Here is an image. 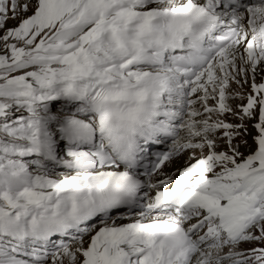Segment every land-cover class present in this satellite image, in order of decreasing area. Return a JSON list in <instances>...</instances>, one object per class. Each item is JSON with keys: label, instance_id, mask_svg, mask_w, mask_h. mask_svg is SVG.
Masks as SVG:
<instances>
[{"label": "snow or ice", "instance_id": "6c2138e0", "mask_svg": "<svg viewBox=\"0 0 264 264\" xmlns=\"http://www.w3.org/2000/svg\"><path fill=\"white\" fill-rule=\"evenodd\" d=\"M258 72L264 0H0V264H264Z\"/></svg>", "mask_w": 264, "mask_h": 264}, {"label": "rangeland", "instance_id": "374dc122", "mask_svg": "<svg viewBox=\"0 0 264 264\" xmlns=\"http://www.w3.org/2000/svg\"><path fill=\"white\" fill-rule=\"evenodd\" d=\"M15 23H16L15 21H11V20H10V21L8 22L7 26H8V27H12ZM256 80H257V82H261L260 79H259V80L256 79ZM246 85H247V84H246ZM246 85L244 84L243 87H242V90H239L240 92L243 91V94H245V92H246V90L243 89V88H245V89L247 88ZM240 86H241V85H240ZM235 91H238V90H235ZM242 103H245V101H243V102H239V105L242 104ZM249 130H250V132L252 131L251 128H250ZM249 143H251V141H249ZM241 150L246 152V151H247V148H246L245 146H241ZM179 165H181V162H180V163L176 162V163H174L173 165H171L170 167H168L167 170H172L173 168H176V167H178Z\"/></svg>", "mask_w": 264, "mask_h": 264}, {"label": "bare ground", "instance_id": "6f19581e", "mask_svg": "<svg viewBox=\"0 0 264 264\" xmlns=\"http://www.w3.org/2000/svg\"><path fill=\"white\" fill-rule=\"evenodd\" d=\"M262 78H264V74L258 72V80L260 79V81H261ZM250 83H251V81L247 84L248 85L249 92H250ZM180 162H181V160L178 161V163H180Z\"/></svg>", "mask_w": 264, "mask_h": 264}]
</instances>
